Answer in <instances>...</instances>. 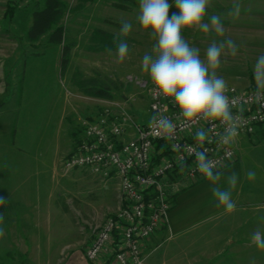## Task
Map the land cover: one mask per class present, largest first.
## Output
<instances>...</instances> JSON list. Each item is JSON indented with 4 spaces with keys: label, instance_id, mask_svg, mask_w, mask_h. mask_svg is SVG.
Here are the masks:
<instances>
[{
    "label": "rangeland",
    "instance_id": "obj_1",
    "mask_svg": "<svg viewBox=\"0 0 264 264\" xmlns=\"http://www.w3.org/2000/svg\"><path fill=\"white\" fill-rule=\"evenodd\" d=\"M38 1L0 0V197L6 199L0 205V264H62L73 250L88 246L97 227L117 212L120 184L113 172L65 167L82 139L83 122L106 109L113 118L126 110L130 131L151 118V80L142 71L141 58L155 41L136 20L139 0H94L81 9H74L75 0H63L66 7L57 23L62 25L63 41L57 47L46 41L47 34L35 42L26 37ZM233 2L211 0L207 9L205 22L210 23L211 14L220 15L224 36L214 29L184 30L182 36L200 48L202 57L213 40L233 39L237 54L230 55L226 48L216 71L228 85L245 89L256 85L254 64L264 53V0H240L239 18L230 15ZM121 20L133 24L125 37L131 59L117 63V49H92L90 36L96 28L119 36ZM63 44H69L64 67ZM90 85L102 87L105 97L89 93ZM235 149L229 164H241L244 176L237 208L198 220L194 224L207 229L181 238L198 234L191 264H264V250L250 240L254 229H264V124L237 140ZM250 170L256 172L255 181L247 179ZM164 181L169 193L173 187L179 191L192 184L182 183L173 173ZM171 240L162 236L155 242L156 251Z\"/></svg>",
    "mask_w": 264,
    "mask_h": 264
},
{
    "label": "built area",
    "instance_id": "obj_2",
    "mask_svg": "<svg viewBox=\"0 0 264 264\" xmlns=\"http://www.w3.org/2000/svg\"><path fill=\"white\" fill-rule=\"evenodd\" d=\"M145 85V83H144ZM152 83L148 85L149 112L151 117L163 112L177 124L172 139L155 134L151 118L145 124L132 123L130 115L122 110L117 117H110L109 110L91 121H84L82 139L65 161L67 169L84 168L92 173L107 175L113 172L119 180L120 206L117 212L108 216L97 227L93 239L84 249L85 258L92 264H146L143 243L156 231L166 226L172 196L177 192L173 187L169 193L164 179L177 174L179 180L194 182L202 179L194 172L193 148L201 150L194 134L198 126L186 128L177 119L178 109L167 99H156L151 94ZM256 85L245 89L228 85L226 95L232 103V112L241 118L242 124L237 138L253 133L264 124V106L254 99ZM206 129L212 127L211 143H205L210 159H215L222 169L236 156L235 144L223 145L217 133L223 126L217 121L201 120ZM124 132L128 137L123 139ZM162 142L163 148L155 143Z\"/></svg>",
    "mask_w": 264,
    "mask_h": 264
},
{
    "label": "clouds",
    "instance_id": "obj_3",
    "mask_svg": "<svg viewBox=\"0 0 264 264\" xmlns=\"http://www.w3.org/2000/svg\"><path fill=\"white\" fill-rule=\"evenodd\" d=\"M174 3L177 11L169 16V9L172 7L169 0H139L136 20L140 29L155 41L151 52L142 56L141 68L151 80L153 87L150 91L153 97L170 100L178 109L177 119L182 118L186 128L198 126L194 139L201 150L192 149L191 154L195 156L193 171L199 172L208 181L217 206L222 205L224 213L231 214L237 208L232 192L240 183V175L232 171L224 177L218 162L210 159L208 150L203 148L206 142H212L210 133L213 129L199 125L201 120L217 121L223 126V132L217 133L219 142L223 145L237 142L242 121L238 115L233 114L232 103L226 95L228 83L216 69L220 67L225 49L235 56L239 46L230 37L219 43L213 40L202 57L200 48L185 39L182 31L199 29L207 33L214 29L217 34L224 36L225 26L221 16L211 14L208 17L210 23L205 22L211 0H174ZM241 7L240 0H234L230 15L239 18ZM132 29L131 21L121 20V36H128ZM130 51L128 43L122 40L117 45V63L131 59ZM254 79V99L264 106V53L256 58ZM151 125L156 135L169 140L174 137L177 128L173 119L163 112L151 117ZM246 175L249 181H255V171L250 170ZM222 179L225 180L226 187L221 186ZM5 203L6 199L0 197V205ZM3 219L4 214H0V223ZM3 236L4 229L0 227V237ZM250 240L258 250H264V229H254Z\"/></svg>",
    "mask_w": 264,
    "mask_h": 264
},
{
    "label": "crops",
    "instance_id": "obj_4",
    "mask_svg": "<svg viewBox=\"0 0 264 264\" xmlns=\"http://www.w3.org/2000/svg\"><path fill=\"white\" fill-rule=\"evenodd\" d=\"M220 171L224 173L225 178L232 171L239 173L240 183L232 192V198L237 201L241 197L244 181L241 164L238 162L231 163L220 169ZM221 186H227L224 179L221 181ZM172 197V206L168 212L166 226L160 227L155 234L143 243V253L148 255L152 252L151 257L146 258V264H191L193 255H195L194 250L198 234L207 229L204 226L198 227L194 223L200 219L218 217L224 213V207L222 205L217 206L216 200L210 192L209 183L204 178L192 182L190 186L177 191ZM232 229H234V226H232ZM192 232L198 234L181 239ZM165 234L171 236L172 240L156 251L155 242ZM178 238L179 240H175ZM84 249L73 250L62 264H91L84 256Z\"/></svg>",
    "mask_w": 264,
    "mask_h": 264
},
{
    "label": "trees",
    "instance_id": "obj_5",
    "mask_svg": "<svg viewBox=\"0 0 264 264\" xmlns=\"http://www.w3.org/2000/svg\"><path fill=\"white\" fill-rule=\"evenodd\" d=\"M76 5L74 6V9H81L84 7V5L87 2L94 1V0H75ZM173 0H169V3L172 5V7L169 9V16L173 12H176L177 9L175 5L172 4ZM117 6L123 7V5L116 4ZM11 6V5H10ZM9 6V14L10 16L14 13V7ZM36 7L33 9L32 12V19L27 27L25 34L29 41L35 42L39 41L42 36L47 34V40L48 43L54 44V46H59L62 44L63 41V28L62 25H57L60 18L63 15V11L66 7V4L63 0H39ZM91 41L95 44L92 49L97 50H114L117 49V45L123 40L125 41L126 38L124 36H114L113 34L106 32L102 29L96 28L93 30L91 36ZM69 45V44H68ZM68 45H62L63 54H62V67H64L66 61L68 60ZM84 85V83H82ZM91 84V83H88ZM101 85V84H100ZM89 86V93L94 94L96 97H105L103 96L104 93H102L103 88L99 87L98 89L95 87L90 88ZM107 92V91H106ZM106 97H109L107 94ZM162 142H156L155 147L156 148H163ZM173 198V197H172Z\"/></svg>",
    "mask_w": 264,
    "mask_h": 264
}]
</instances>
